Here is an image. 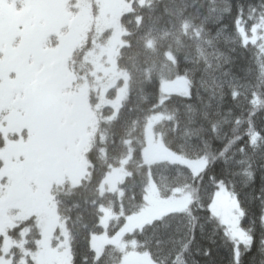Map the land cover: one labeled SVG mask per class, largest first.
Segmentation results:
<instances>
[{"label": "trees", "instance_id": "obj_1", "mask_svg": "<svg viewBox=\"0 0 264 264\" xmlns=\"http://www.w3.org/2000/svg\"><path fill=\"white\" fill-rule=\"evenodd\" d=\"M87 1L94 15L95 2ZM128 1L129 10L119 18L123 36L115 61L126 87L121 88V78L111 84L112 92L121 90L116 109L98 104L91 63L81 58L95 33L87 31L76 53L61 61L75 78L72 95L88 84L94 122L85 154L87 175L78 185L51 189L56 213L65 220L70 264L119 263L122 255L115 246L104 245L97 256L90 244L91 235L104 232L100 208L112 213L107 229L115 234L144 206L150 181L161 200L186 197L188 204L125 234L128 247L133 243L157 264H264V0ZM177 78L185 79L188 93L163 94L162 81ZM1 98L3 114L19 101ZM155 115L161 118L153 129L169 151L206 160L198 174L177 163L143 161L145 126ZM121 166L125 175L116 190L101 192L105 176ZM220 182L242 211L239 225L248 244L232 239L210 211ZM8 235L15 242L13 264H19L20 249L35 251L40 238L34 217Z\"/></svg>", "mask_w": 264, "mask_h": 264}, {"label": "rangeland", "instance_id": "obj_2", "mask_svg": "<svg viewBox=\"0 0 264 264\" xmlns=\"http://www.w3.org/2000/svg\"><path fill=\"white\" fill-rule=\"evenodd\" d=\"M17 1L0 0V97L4 95L5 101L12 102L6 97L15 92L14 97L19 99L17 104L8 105L14 109L10 107L0 116V264H13L10 249L15 242L9 238L8 230L30 217L35 218L40 238L35 242V251L20 249L19 264H29L27 258L32 264H70L65 220L56 213L51 189L63 183L78 185L87 175L85 154L94 122L87 103L88 84L83 82V87L72 95L75 78L63 62L76 53L87 31L95 33L81 58L91 63V89L98 94V104L110 103L116 109L121 90L116 87L112 92L111 84L121 78V88L126 87V75L115 70L123 36L119 18L130 5L128 0H94L96 12L92 15L87 0ZM176 80L162 81V93L187 94L185 79ZM8 106L3 105V109ZM26 109L29 114L25 117ZM160 118L150 117L145 126L143 161L177 163L198 174L206 160H189L169 151L153 129ZM27 120L31 122L21 131ZM6 129L11 134L7 135ZM49 135L54 136L51 145ZM45 143L49 146L44 150ZM65 144L72 149H63ZM124 175L122 166L111 171L102 180L100 191H115L117 181ZM149 189L144 206L127 216L113 235L107 229L112 213L100 208L99 223L104 232L90 238L97 256L109 244L121 252L118 264H157L148 253L135 251L133 243L128 247L123 236L166 213L184 210L189 199L161 200L152 181ZM209 208L232 239L243 244L250 242L239 225L242 211L223 183L217 184ZM262 219L264 222V213Z\"/></svg>", "mask_w": 264, "mask_h": 264}, {"label": "flooded vegetation", "instance_id": "obj_3", "mask_svg": "<svg viewBox=\"0 0 264 264\" xmlns=\"http://www.w3.org/2000/svg\"><path fill=\"white\" fill-rule=\"evenodd\" d=\"M1 97H2V96H1ZM1 97H0V104H3L4 98H1ZM13 97H14L13 94L8 95V98H9V99H13ZM16 99H17V98H16ZM13 101H14V100H13ZM15 102H16V100L14 101V103H15ZM16 103H17V102H16ZM9 104H10V103H9ZM1 114H3L2 110H0V116H1ZM21 114H22V113H21ZM23 114H24L25 117H26V116L29 114V109H26L25 112H24ZM27 121H28V122H27ZM27 121H26V125L23 126V128L21 129V131H23V129L26 128V126L29 125V123L31 122V120H27ZM3 125H4V127L6 128L5 123H3ZM6 130H7V129H6ZM51 130L53 131V129H51ZM7 131H8V130H7ZM7 133H8L7 135L11 134L9 131H8ZM49 138H50L51 142L48 143V144L51 145V143H53V141H54V140H53L54 136H53V135H49ZM41 141H46V139L41 138ZM47 141H48V140H47ZM48 144H47V143L44 144V146H43V147H44V150L48 148V146H49ZM62 144H63V143L61 142V145H62ZM65 145H66V144H65ZM65 145H64L63 149L66 147ZM35 147H37V144H36ZM38 148H39V147H38ZM38 151H40V150L38 149Z\"/></svg>", "mask_w": 264, "mask_h": 264}]
</instances>
